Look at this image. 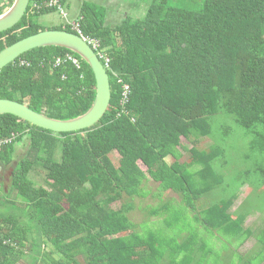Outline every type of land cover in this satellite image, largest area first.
Wrapping results in <instances>:
<instances>
[{"label":"trees","instance_id":"1","mask_svg":"<svg viewBox=\"0 0 264 264\" xmlns=\"http://www.w3.org/2000/svg\"><path fill=\"white\" fill-rule=\"evenodd\" d=\"M12 2L0 0V14ZM65 2L29 0L0 32V51L44 29L77 34L73 20L108 58L100 61L110 102L97 123L72 132L0 114V138L14 136L0 162L27 143L11 175L16 198L0 212V264H263L264 224L244 226L257 212L248 204L250 170L226 175L232 136L264 155V0H201L199 9L152 0L143 17L115 26L102 6L84 1L74 19L38 22ZM94 96L90 66L64 47L30 49L0 69V98L52 118L86 112ZM201 138L210 142L199 148ZM255 171L264 184V160ZM243 186L248 194L232 209ZM136 208L139 222L129 217ZM251 236L255 245L241 251Z\"/></svg>","mask_w":264,"mask_h":264},{"label":"rangeland","instance_id":"2","mask_svg":"<svg viewBox=\"0 0 264 264\" xmlns=\"http://www.w3.org/2000/svg\"><path fill=\"white\" fill-rule=\"evenodd\" d=\"M84 1L93 2L97 5H100L104 8V21L105 24L108 26H115L116 24L120 23L122 18L125 16H130L133 18H140L145 15L147 7L150 5L152 0H66L65 2V13L68 19L75 18L78 15L79 9L81 4ZM171 4H183L187 7H191L193 9H199L201 6V0H168ZM66 21V17L61 16L57 12L49 13L40 15L38 17V22L44 26H50L52 24H60ZM73 21V20H71ZM231 122V121H230ZM222 122H218L215 124L218 126L221 125ZM221 130V129H220ZM183 142L186 143L187 146L190 144L187 143L186 140L183 139ZM210 140L208 138H201L199 139L198 143L196 144L197 147H205L209 144ZM230 145H231V152L232 156H235V161L233 167L230 168V173L226 175L228 181H230L233 177L237 176L239 171L244 169L250 170V180L253 181V189L251 190V196L248 199V204L250 209L256 210L257 212L250 213L244 222V226L249 225L252 230H255L257 226H262L264 223V184H262V180L259 178L258 173L255 171L257 166V161L262 162L264 160V155L259 154L257 151H252L247 147L246 141H239L236 136H232L230 138ZM21 144L20 149L16 150L15 155L11 163L5 165L0 162V212L7 210L8 205L10 206L9 201L15 200L14 194H10V183H11V175L14 166L18 162V160L25 154L27 149L26 140L23 141ZM18 144V145H19ZM182 156L180 160H186L188 156V152L186 153L185 150L181 149ZM249 153L250 157L247 160H243V155L245 153ZM167 162H171L173 160L172 157H168ZM30 177V176H29ZM38 186V184H35ZM156 184L154 182H149L147 184V188L151 191L155 189ZM249 188L243 186L239 191L238 195L235 198L232 209H234L242 199L248 194ZM168 195H175L170 190L166 192ZM23 199L20 197L15 201L16 204L18 202H22ZM137 204H141L138 199H136ZM114 208H118L119 204L115 203L112 205ZM262 212V213H261ZM129 217L136 222H139L143 219V214H141L138 208L134 209L130 214ZM255 237L251 236L248 238L242 245L241 251L249 249L251 246L255 245ZM19 264H27L24 261H21ZM264 264V263H263Z\"/></svg>","mask_w":264,"mask_h":264},{"label":"water","instance_id":"3","mask_svg":"<svg viewBox=\"0 0 264 264\" xmlns=\"http://www.w3.org/2000/svg\"><path fill=\"white\" fill-rule=\"evenodd\" d=\"M29 0H13L0 14V32L18 23ZM41 46L64 47L82 58L91 68L95 79V96L90 108L69 119H56L37 112L16 100L0 98V114L15 115L35 126L53 132H72L91 127L105 114L110 102V83L106 67L93 47L76 33L58 29H44L24 37L0 51V69L22 53Z\"/></svg>","mask_w":264,"mask_h":264},{"label":"built area","instance_id":"4","mask_svg":"<svg viewBox=\"0 0 264 264\" xmlns=\"http://www.w3.org/2000/svg\"><path fill=\"white\" fill-rule=\"evenodd\" d=\"M59 0H49V5H54V4H58ZM60 10V15L63 16V17H67L65 11L62 9V7H59L58 8ZM71 25H72V28H74L75 30H77V34L81 35L80 33V30H79V27H78V23H76L75 21H71ZM82 36V35H81ZM84 38V40H86L92 47L94 50H96L99 46V43L97 40L95 39H92V38H88V37H85V36H82ZM99 56V58H103L105 60V63L107 64L108 63V58L106 56H104L102 54V52H99V54H97ZM69 60L71 61L75 66L78 67V61L75 57H73L72 55H69L67 54L64 58V60ZM61 61V58L60 57H57L56 60H55V65H58ZM21 63H23V61H21ZM127 86H125V94H126V91H127ZM14 136L12 135L11 137H7V138H0V147L1 146H4V145H7L9 143L12 142Z\"/></svg>","mask_w":264,"mask_h":264},{"label":"crops","instance_id":"5","mask_svg":"<svg viewBox=\"0 0 264 264\" xmlns=\"http://www.w3.org/2000/svg\"><path fill=\"white\" fill-rule=\"evenodd\" d=\"M16 147H18L17 149L19 150V149H20V147H21V144H19V145L17 144V146H16ZM17 149H16V150H17Z\"/></svg>","mask_w":264,"mask_h":264}]
</instances>
